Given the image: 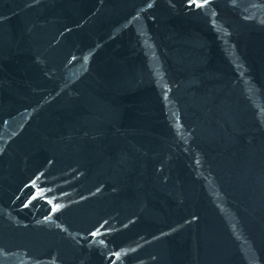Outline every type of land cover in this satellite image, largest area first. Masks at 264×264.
I'll return each instance as SVG.
<instances>
[{
  "label": "water",
  "instance_id": "water-1",
  "mask_svg": "<svg viewBox=\"0 0 264 264\" xmlns=\"http://www.w3.org/2000/svg\"><path fill=\"white\" fill-rule=\"evenodd\" d=\"M0 264H264V0H0Z\"/></svg>",
  "mask_w": 264,
  "mask_h": 264
}]
</instances>
